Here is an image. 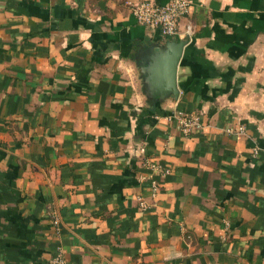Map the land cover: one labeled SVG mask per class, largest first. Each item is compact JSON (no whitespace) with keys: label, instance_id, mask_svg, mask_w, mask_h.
I'll return each instance as SVG.
<instances>
[{"label":"crops","instance_id":"1","mask_svg":"<svg viewBox=\"0 0 264 264\" xmlns=\"http://www.w3.org/2000/svg\"><path fill=\"white\" fill-rule=\"evenodd\" d=\"M140 1L0 0V264H264V0H189L172 38ZM170 41L159 101L143 69Z\"/></svg>","mask_w":264,"mask_h":264},{"label":"built area","instance_id":"2","mask_svg":"<svg viewBox=\"0 0 264 264\" xmlns=\"http://www.w3.org/2000/svg\"><path fill=\"white\" fill-rule=\"evenodd\" d=\"M189 7V0H168L164 5H157L152 0H143L131 5V13L138 25L158 31L162 37L172 38L177 36L180 22L188 14ZM174 117L178 130L185 136H189L198 125L199 118L194 113L178 111ZM243 131V127L237 129L239 133ZM254 153H257L255 149ZM142 165L151 172V176L147 178L151 184L152 195H155L158 191L157 179L168 175L169 169L150 157H145ZM141 205L146 208L143 203ZM55 223L57 224L56 221ZM51 264H66L61 248L56 249Z\"/></svg>","mask_w":264,"mask_h":264},{"label":"water","instance_id":"3","mask_svg":"<svg viewBox=\"0 0 264 264\" xmlns=\"http://www.w3.org/2000/svg\"><path fill=\"white\" fill-rule=\"evenodd\" d=\"M185 41H170L163 48L152 49L146 67L147 93L157 96L159 101L177 99V69L182 57Z\"/></svg>","mask_w":264,"mask_h":264}]
</instances>
